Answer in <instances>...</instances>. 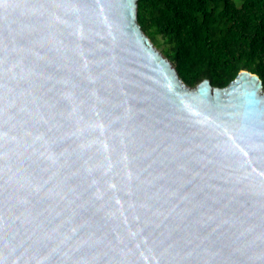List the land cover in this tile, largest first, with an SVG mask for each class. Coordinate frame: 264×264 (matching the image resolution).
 Masks as SVG:
<instances>
[{
  "label": "water",
  "instance_id": "obj_1",
  "mask_svg": "<svg viewBox=\"0 0 264 264\" xmlns=\"http://www.w3.org/2000/svg\"><path fill=\"white\" fill-rule=\"evenodd\" d=\"M0 264H264V87L191 86L137 0H0Z\"/></svg>",
  "mask_w": 264,
  "mask_h": 264
},
{
  "label": "trees",
  "instance_id": "obj_2",
  "mask_svg": "<svg viewBox=\"0 0 264 264\" xmlns=\"http://www.w3.org/2000/svg\"><path fill=\"white\" fill-rule=\"evenodd\" d=\"M137 21L186 84L246 69L264 87V0H137Z\"/></svg>",
  "mask_w": 264,
  "mask_h": 264
}]
</instances>
